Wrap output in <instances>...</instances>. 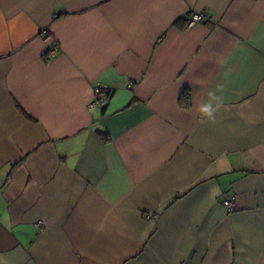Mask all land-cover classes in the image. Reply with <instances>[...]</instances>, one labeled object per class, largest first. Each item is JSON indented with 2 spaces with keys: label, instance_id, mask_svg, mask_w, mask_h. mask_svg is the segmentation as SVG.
I'll return each mask as SVG.
<instances>
[{
  "label": "crops",
  "instance_id": "obj_1",
  "mask_svg": "<svg viewBox=\"0 0 264 264\" xmlns=\"http://www.w3.org/2000/svg\"><path fill=\"white\" fill-rule=\"evenodd\" d=\"M0 264H264V0H0Z\"/></svg>",
  "mask_w": 264,
  "mask_h": 264
},
{
  "label": "built area",
  "instance_id": "obj_2",
  "mask_svg": "<svg viewBox=\"0 0 264 264\" xmlns=\"http://www.w3.org/2000/svg\"><path fill=\"white\" fill-rule=\"evenodd\" d=\"M186 18V26L193 27L195 24L202 22L205 19V15L202 13H189L185 16ZM57 46L54 47V51L56 52ZM110 94L109 86L106 84H102L99 82L94 83L92 88V97L88 103L89 108H95L105 105ZM223 207L231 212L235 208V202L232 198H226L222 201Z\"/></svg>",
  "mask_w": 264,
  "mask_h": 264
},
{
  "label": "clouds",
  "instance_id": "obj_3",
  "mask_svg": "<svg viewBox=\"0 0 264 264\" xmlns=\"http://www.w3.org/2000/svg\"><path fill=\"white\" fill-rule=\"evenodd\" d=\"M207 96L208 99L202 101L197 106V112L204 118L208 119L209 121H214L215 113L220 107L221 97L218 96L216 92H209Z\"/></svg>",
  "mask_w": 264,
  "mask_h": 264
},
{
  "label": "rangeland",
  "instance_id": "obj_4",
  "mask_svg": "<svg viewBox=\"0 0 264 264\" xmlns=\"http://www.w3.org/2000/svg\"><path fill=\"white\" fill-rule=\"evenodd\" d=\"M227 211V210H226ZM228 212V211H227Z\"/></svg>",
  "mask_w": 264,
  "mask_h": 264
}]
</instances>
